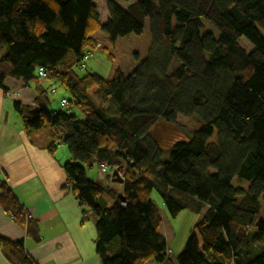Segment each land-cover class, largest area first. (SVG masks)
<instances>
[{"label":"trees","instance_id":"16d2710c","mask_svg":"<svg viewBox=\"0 0 264 264\" xmlns=\"http://www.w3.org/2000/svg\"><path fill=\"white\" fill-rule=\"evenodd\" d=\"M94 2L0 0V88L8 78L31 83L35 114L14 103L23 130L57 127L65 135L61 189L82 208L81 223L93 217L100 264H264V0H135L125 9L106 0L101 25ZM145 20L151 46L128 75H78L83 55L97 48L96 31L115 41L139 34ZM204 20L217 36L200 34ZM40 66L50 72L49 86L36 82ZM57 86L68 94L69 113L48 110V91ZM195 115L202 126L189 140L168 150L154 142L156 123L180 127L178 116ZM214 131L217 142L209 141ZM103 162L122 170L123 206L104 182L86 177ZM233 178L248 187L233 186ZM151 192L172 218L202 212L174 259ZM103 193L113 198L107 207L97 202ZM0 209L39 242L38 223L3 181ZM0 250L10 264H34L21 240L0 238Z\"/></svg>","mask_w":264,"mask_h":264},{"label":"crops","instance_id":"0c3cea01","mask_svg":"<svg viewBox=\"0 0 264 264\" xmlns=\"http://www.w3.org/2000/svg\"><path fill=\"white\" fill-rule=\"evenodd\" d=\"M129 3L121 7L125 9ZM3 52L0 47V55ZM51 83L50 80L42 85ZM3 84L6 91L0 88V182H5L14 193L25 215L38 223L40 240L35 243L1 209L0 238L10 242L21 240L26 257L34 264H100L94 250L93 217L88 223H81L82 208L70 193L61 189L65 179L60 166L69 157L68 153H59L62 147L59 148L60 142L56 140L65 135L57 127L25 133L14 103L24 115H34L39 109L34 86L11 78ZM52 143L55 148L50 152L47 146ZM95 173L97 179L91 180L104 179L99 170ZM109 189L115 191V197L122 190L119 185ZM97 199L98 204L105 207L113 202V198L104 193ZM0 264H10L1 250Z\"/></svg>","mask_w":264,"mask_h":264},{"label":"rangeland","instance_id":"374dc122","mask_svg":"<svg viewBox=\"0 0 264 264\" xmlns=\"http://www.w3.org/2000/svg\"><path fill=\"white\" fill-rule=\"evenodd\" d=\"M105 1L106 0H95L94 2L101 24H104L107 19H105V17L108 16L106 13ZM114 1L119 3L120 6L124 7L126 5L125 2H121L119 0ZM144 23V27L139 34H127L124 37H118L115 41H111L109 36H107L102 30L96 31L94 36L96 38L97 48L91 51V56L84 62L83 70L77 71L78 75L84 76V74H96L101 79L106 80L113 77V73L116 69H120L125 75H128V73L146 57L148 49L151 46V34H149L148 23L146 20ZM199 31L201 35L208 32L214 34V36H217L218 34L217 31H215V29L205 20L203 21V26ZM239 43L245 51H250L252 49L251 44L243 38L240 39ZM89 91L90 93H94L96 90L90 89ZM56 92L57 95H49L51 105L48 109L52 111L62 110L59 101L63 97H68V94L59 86L56 87ZM177 119L180 127L168 124L165 121H160L152 128L154 142H156L162 150H168L175 142H185L189 140L195 131L199 130L202 126V122L197 115L192 117L178 116ZM56 141L60 142L59 138ZM209 141L217 142L216 131H214L213 135L209 138ZM59 148H61L59 150L60 154L61 152H64L65 154L67 153V148L62 144L59 145ZM116 171L119 173L118 176L123 177L122 170L120 171L117 167ZM95 172L96 169L92 172L91 170H88L86 177L88 179L90 178L96 180L97 178L95 177ZM99 172L104 177L102 180L104 184L108 187L117 188V185L119 184L109 183L106 175L100 170ZM231 182L233 186L237 188L246 189L249 185L247 181L239 180L237 178H233ZM149 197L150 201L158 208L160 218H162V223L159 229L160 234L167 239V249L170 250L168 256L174 259L183 250V246L188 239L187 237L190 232L194 231L193 228L201 218L202 212L182 211L177 214L176 218H172L168 215L164 207H162L161 199L156 193L151 192ZM259 202V219L264 222V202H262V199H260ZM116 250L117 243L114 242V245L108 251V255L114 256Z\"/></svg>","mask_w":264,"mask_h":264},{"label":"built area","instance_id":"2783aa9c","mask_svg":"<svg viewBox=\"0 0 264 264\" xmlns=\"http://www.w3.org/2000/svg\"><path fill=\"white\" fill-rule=\"evenodd\" d=\"M91 56V53L90 52H86L83 57H82V61H81V65H80V68L83 69L84 68V62L86 60L89 59V57ZM36 82H38V84H44V83H48V81H50L51 79V75H50V72L47 71L43 66H40L36 69ZM48 93H50V95H55L57 92L55 91L54 88L52 89H49ZM60 106L61 108L64 110H66L67 113H69V110H68V106H69V103H67V100L65 97L61 98L60 101ZM117 167L116 166H112V165H108L106 162H103L99 165V169L103 174H105L107 177H109L111 179V174H112V171L115 170L116 171ZM118 173V171H117ZM119 174V173H118ZM109 181V180H108ZM116 198L119 199V196L117 195ZM120 201V205H124L125 202L121 199H119ZM170 253V250L167 251L166 255L168 256V254Z\"/></svg>","mask_w":264,"mask_h":264},{"label":"water","instance_id":"95a60500","mask_svg":"<svg viewBox=\"0 0 264 264\" xmlns=\"http://www.w3.org/2000/svg\"><path fill=\"white\" fill-rule=\"evenodd\" d=\"M111 177H112V179H111L112 183L122 185L123 179H122V177L118 176L117 171H113L111 174Z\"/></svg>","mask_w":264,"mask_h":264}]
</instances>
